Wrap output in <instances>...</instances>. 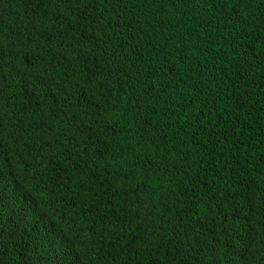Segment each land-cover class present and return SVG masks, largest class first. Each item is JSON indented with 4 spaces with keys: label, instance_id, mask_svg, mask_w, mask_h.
Segmentation results:
<instances>
[{
    "label": "trees",
    "instance_id": "1",
    "mask_svg": "<svg viewBox=\"0 0 264 264\" xmlns=\"http://www.w3.org/2000/svg\"><path fill=\"white\" fill-rule=\"evenodd\" d=\"M0 264H264V0H0Z\"/></svg>",
    "mask_w": 264,
    "mask_h": 264
}]
</instances>
